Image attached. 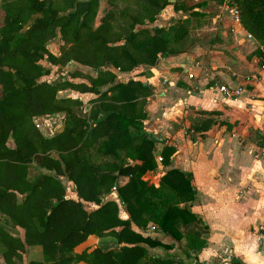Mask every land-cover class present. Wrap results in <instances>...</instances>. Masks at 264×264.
Masks as SVG:
<instances>
[{"label":"trees","instance_id":"obj_1","mask_svg":"<svg viewBox=\"0 0 264 264\" xmlns=\"http://www.w3.org/2000/svg\"><path fill=\"white\" fill-rule=\"evenodd\" d=\"M97 1L0 0V256L5 264H16L27 245H39L41 257L25 264H181L149 253L141 243L159 241L131 224L145 227L152 220L177 239L176 224L195 219L185 205H177L193 197V188L188 174L176 168L167 169L156 187L141 178L155 167L154 138L142 125L150 90L139 80L114 81L112 69L153 64L157 53L179 51L183 22L147 26L168 0H105L94 24ZM200 1L171 3L185 10ZM225 2L263 43L264 0ZM56 33L62 40L58 54L46 48ZM41 57L57 65L59 78L37 80L47 72ZM69 60L95 74L74 69L67 74L86 80L72 81L60 67ZM65 88L94 95L86 112L79 111L77 96L57 94ZM54 112L62 114L61 128L44 135L31 117ZM171 151L164 146L161 162H168ZM120 176L127 179L120 183ZM62 177L72 183L74 197L65 196ZM111 187L126 217L118 215L115 200L105 198ZM86 203L94 206L85 208ZM15 226L21 235L9 230ZM88 234L111 235L115 244L75 251Z\"/></svg>","mask_w":264,"mask_h":264},{"label":"crops","instance_id":"obj_2","mask_svg":"<svg viewBox=\"0 0 264 264\" xmlns=\"http://www.w3.org/2000/svg\"><path fill=\"white\" fill-rule=\"evenodd\" d=\"M171 1L147 26L167 28L176 19L182 21L184 33L176 40L180 50L157 53L153 64L112 70L114 81L131 78L150 90L142 125L154 138L155 167L141 178L156 187L167 169L186 172L193 197L177 205H185L195 219L176 224L177 239L152 220L145 227L131 226L159 241L141 243L149 253L181 264H264V233H258L264 230V153L258 149L264 140V71L258 68V42L233 19L227 9L233 5L225 0H201L185 10L175 9ZM105 8V0H98L94 24ZM67 62L95 74L87 65ZM220 84L242 89L225 97L217 89ZM67 89L64 95H70ZM164 146L172 147L166 163L160 160ZM126 179L120 176L118 181ZM65 196L74 197V192ZM105 198L115 200L120 217L127 216L115 189ZM93 238L88 234L73 249L80 251Z\"/></svg>","mask_w":264,"mask_h":264},{"label":"rangeland","instance_id":"obj_3","mask_svg":"<svg viewBox=\"0 0 264 264\" xmlns=\"http://www.w3.org/2000/svg\"><path fill=\"white\" fill-rule=\"evenodd\" d=\"M102 12V10L100 11V13ZM62 43V40L59 38L58 33H56L55 36H53L52 38L48 39V41L46 42V48L54 53V54H58V50H59V45ZM39 62L42 63L44 66H46L47 68V72L40 75L37 80H46V81H51L54 80L56 78H59V72H57L56 66L55 64H49L46 60H44L42 57L39 58ZM64 72H66L65 76L69 79H71L72 81H80V80H86L81 76H69L67 74V72H71L72 70H74L77 67L72 66L69 62H65L64 64H62L60 66ZM80 72L82 73H87V72H92L90 69H78ZM67 89V88H65ZM69 90V94L70 95H64V89H59L57 90V94L62 95V96H70V97H74L77 96L78 102H79V111L80 112H86L87 105L90 104V100L92 99V97L94 96L93 94H89V93H79L76 90H72V89H67ZM31 120L33 122L34 125H36L38 127L39 130H41V132L45 135L47 134H52L53 132L58 131L61 128V123H62V116H61V112H54V113H48V114H42V115H33L31 117ZM13 145V140L12 137H8L6 140V146H12ZM34 172V168H30L29 173H33ZM62 182L65 184V192H73L71 183H68V180L65 177H62ZM93 205L91 203H86L85 204V208H90ZM11 229H9L11 232H14L17 235H21V228L19 226H15V228L13 227H9ZM98 236L94 235V238L90 240L89 243L86 244V246L84 248L89 249L91 244H93V242H104L107 245H113L114 242V237L111 235H105L103 236L101 239H97ZM96 243V244H97ZM83 249V248H82ZM76 251V250H75ZM41 257V252H40V247L39 246H30L27 245L26 246V251H23L20 253V260L16 262V264H25L27 260L29 259H37ZM79 264H85L83 261H79ZM0 264H5V262L3 261L2 257L0 256Z\"/></svg>","mask_w":264,"mask_h":264},{"label":"built area","instance_id":"obj_4","mask_svg":"<svg viewBox=\"0 0 264 264\" xmlns=\"http://www.w3.org/2000/svg\"><path fill=\"white\" fill-rule=\"evenodd\" d=\"M228 11L231 13L232 17L234 20L238 19V11L237 8L234 6H227ZM248 36H250L248 34ZM258 50L260 52V56H259V61H258V68L262 71H264V42L258 44ZM189 77L191 76L190 73L187 74ZM217 89L225 96V97H235L236 95H238L242 89L241 86H235L232 88H227L226 86L220 84L217 86ZM258 149L260 150V152L264 153V141L262 143L259 144ZM111 189H114V187H111ZM151 228L154 227V225H150ZM259 235L264 233V230H261L260 232H258ZM259 235H257V237H259Z\"/></svg>","mask_w":264,"mask_h":264},{"label":"water","instance_id":"obj_5","mask_svg":"<svg viewBox=\"0 0 264 264\" xmlns=\"http://www.w3.org/2000/svg\"><path fill=\"white\" fill-rule=\"evenodd\" d=\"M168 1H170V0H168Z\"/></svg>","mask_w":264,"mask_h":264}]
</instances>
